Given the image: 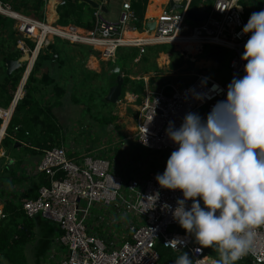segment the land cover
I'll return each instance as SVG.
<instances>
[{
    "label": "built area",
    "instance_id": "2783aa9c",
    "mask_svg": "<svg viewBox=\"0 0 264 264\" xmlns=\"http://www.w3.org/2000/svg\"><path fill=\"white\" fill-rule=\"evenodd\" d=\"M193 1L177 0L183 4V9L164 10L155 29L148 30L154 32L151 38L127 42L123 37L128 26L137 31V18L130 2L123 4L116 21L97 10L93 30L75 25H52L51 32H46L45 23L20 15L10 4L0 0V14L18 22L14 26L16 36L20 34L22 38L17 39V49L23 55L40 53L43 47L50 45L48 36L52 35L90 46L100 52L104 61L112 60L120 48L134 47L145 53L148 46L176 47V43L197 47L196 54L181 50L193 59L205 50L216 48L226 50L231 56L229 80L225 76L216 79L207 74L181 75L174 82L155 77L158 83H153L146 78V89L136 107V129L132 138L123 140L113 127L96 147L73 148V153L64 146L42 151L37 168L49 185L39 187L38 197L26 200L22 210L26 217L42 218L60 232L53 241L58 252L54 249L52 258L56 260L60 255L56 264H159V246L178 253L190 252V258L202 259L203 264H213L218 259L211 248L197 252L200 246L195 238L185 230L179 231L182 228L164 205H171L174 210L182 193L163 189L156 181L157 174L164 172L167 159L176 148L166 135L169 122L179 127L188 112H197L206 119L216 103L226 99L232 79L244 75L246 62L241 60V55L249 37L242 33L246 19L241 0H200L199 9L206 10L208 17L198 24L187 19ZM35 26L39 34L32 50L26 41L31 42L30 31ZM205 78L207 83L202 84ZM213 85H219L222 91H212ZM190 89L208 93L211 98L198 101L192 97ZM22 98L20 93L15 94L12 104L16 106ZM3 116L11 119V114L0 113V118ZM126 142L143 152L137 157L130 156L125 148L127 144L121 147V143ZM157 193L156 206L144 212L149 206L145 204L148 197ZM190 204L191 201L189 207ZM2 218L3 209H0V222ZM254 233L252 251L237 264H264V227L255 229Z\"/></svg>",
    "mask_w": 264,
    "mask_h": 264
},
{
    "label": "clouds",
    "instance_id": "9594fccd",
    "mask_svg": "<svg viewBox=\"0 0 264 264\" xmlns=\"http://www.w3.org/2000/svg\"><path fill=\"white\" fill-rule=\"evenodd\" d=\"M242 33L249 37L241 55L244 75L232 79L226 99L206 119L188 112L179 127L169 122L166 135L176 148L156 176L161 188L182 193L174 210L164 207L195 238L197 252L218 254L213 264H237L252 251L254 230L264 227V10L251 14ZM189 91L198 101L211 98ZM212 91L222 90L213 85ZM158 199V193L148 197L144 212ZM175 264L203 260L183 252Z\"/></svg>",
    "mask_w": 264,
    "mask_h": 264
},
{
    "label": "rangeland",
    "instance_id": "374dc122",
    "mask_svg": "<svg viewBox=\"0 0 264 264\" xmlns=\"http://www.w3.org/2000/svg\"><path fill=\"white\" fill-rule=\"evenodd\" d=\"M51 1L53 0H49L45 7L46 21L43 23L57 25L56 20H54V6L57 7L63 0H57L59 4L55 0V4L52 2L50 6ZM106 1L110 2L112 0ZM121 2L122 0L113 1L112 4L114 7H111L109 14H105L106 18L112 21L117 20L120 14L119 6ZM166 3L167 0H165ZM156 4L153 0H149L144 17L143 29H137L139 35H144L149 32L147 29L148 15L151 14L152 9L155 7V13L158 12L159 8L157 6L160 4ZM160 15L162 16V13ZM161 16L153 19L158 21ZM17 24L18 22H15L14 26L16 27ZM36 36L32 35L30 38H32L31 42H36L37 45ZM8 37L9 33L4 37V40L7 39L4 45L9 48L11 47V50L8 51H18L17 47L15 48L12 40H9ZM15 38L21 39L22 36L19 34ZM48 40H50L49 46L55 47L56 53H54L53 57L57 56V58L56 60L52 58L46 61L39 73H37V77L41 78L46 74L54 80L52 86L43 88L44 102L53 104L58 100L54 89L61 88L64 90V95L61 98L62 106L54 109L53 112L62 127L61 135L65 138V145H63L67 150H70V153H73V148L88 149L90 147H96L103 138L107 137L108 133H111L108 128H103L98 122L102 119L111 121L115 118L112 124L113 126L111 125L109 129L115 127L123 139L132 138L136 129V107L139 104L138 100L140 95L146 89V78L153 83H158V81H154L155 77H162L168 82H174L181 75L207 74L216 79H221L225 76L229 80L228 64L231 56L226 50L219 51L216 59L209 57L214 50H205L200 56L193 59L181 51L184 48L180 45L176 47L172 45H154L152 49L149 46L146 47L145 53H141V49L139 48H121L116 52L112 60L104 61L100 52L90 46L71 43L53 37L52 35L48 36ZM49 46L43 47L41 51H44L45 54ZM162 46L166 48L168 53L158 52L159 48L157 47ZM187 48L189 52H192V50L195 51V47L188 46ZM135 49L139 51L136 59L126 63L122 61L124 56L130 55ZM47 54H51V52H47ZM117 60L122 64V69L120 70L124 78V92L118 103L107 104L103 100L109 93V80L112 77V71L118 67L114 64ZM19 61L21 64L20 75L22 76V81L28 66L24 62V55L21 56ZM5 72H7V66L2 63V57L0 55V82ZM128 151L130 156L137 152L134 147L128 149ZM1 203L2 201H0ZM36 223L35 238L25 249L27 262L28 264H56L60 259V255L58 254L56 256V260L52 258V255L54 249L58 252L57 248L53 246L47 248L49 247L48 242L53 237L54 228L44 220L40 221L39 218L36 219ZM182 230L179 229V231ZM0 264H9L2 254H0Z\"/></svg>",
    "mask_w": 264,
    "mask_h": 264
},
{
    "label": "trees",
    "instance_id": "16d2710c",
    "mask_svg": "<svg viewBox=\"0 0 264 264\" xmlns=\"http://www.w3.org/2000/svg\"><path fill=\"white\" fill-rule=\"evenodd\" d=\"M4 3L10 4L12 9L22 14L28 18L39 22L46 21L45 7L49 0H1ZM99 3L102 0H94ZM156 5L160 4L159 0H153ZM149 0H131V7L133 9L134 15L137 18L136 28L138 30L143 29L144 17L148 7ZM241 4L245 9V19L248 22L251 12L261 11L264 5V0H241ZM191 7L201 8V1L194 0ZM93 10L88 4L82 2L81 0H65V3L59 4L56 8L57 25L61 27H67L69 25H75L78 28L84 30H93L95 27V17ZM90 16L88 21H85L86 16ZM151 14L148 15V18ZM15 21L7 18L0 14V55L2 57V63L6 65L8 60L19 61L23 55L19 50L14 52H9L11 47L5 46L4 37L9 33V40H12L15 48L17 47V32L14 31ZM27 45L33 50L35 48V43L26 41ZM2 45V46H1ZM159 46V45H157ZM152 49L153 46H149ZM134 48V47H131ZM159 48V53H168L164 46ZM121 49V48H120ZM130 55L124 56L122 61L130 62L137 58L139 54L138 50H133ZM51 52V54H47ZM47 52L41 51L38 59L35 62L34 68L28 78L25 85L26 95L21 100L15 109L14 115L8 125L6 131V137L3 141V145L8 149L14 147L16 141H22L29 149V152H35L41 150V155L44 149H49L53 147H60L65 144V138L62 137V127L58 123L53 110L62 106L61 98L64 95V90L61 88H55L54 92L58 100L53 104L49 102H44L43 88H48L53 85L54 80L49 76L44 74L41 78L37 77L43 64L51 60L55 52L54 46H49ZM115 66L122 69V64L119 60L115 61ZM21 69L19 68L10 76L4 73L3 79L0 82V108L8 109L10 108L14 96L18 90V86L21 82L22 76L20 75ZM124 92V89H123ZM113 118L111 121L107 119H102L98 121L103 128H108L113 124ZM3 124L2 119H0V128ZM19 128L18 131H15ZM122 137V136H121ZM124 140V139H123ZM124 144L126 149L136 148V154L134 157L140 153V148L136 145L130 146L129 143H121V147ZM32 148L35 150H32ZM143 152V151H142ZM49 185L48 180L44 175H40L39 184L36 187L23 191L20 194L13 193L9 194L11 198L7 199L3 208V218L0 222V254L4 255L9 264H28L25 249L29 243H31L36 235V219H30L26 217L22 210V205L26 200H33L38 197V189L41 186ZM40 221L44 220L39 218ZM55 227L50 222L44 220ZM56 230V227H55ZM53 232L52 240L48 242L47 248L53 246L54 239L60 235L57 230ZM160 253L159 264H175V260L182 255L166 249L163 246L158 247Z\"/></svg>",
    "mask_w": 264,
    "mask_h": 264
},
{
    "label": "crops",
    "instance_id": "0c3cea01",
    "mask_svg": "<svg viewBox=\"0 0 264 264\" xmlns=\"http://www.w3.org/2000/svg\"><path fill=\"white\" fill-rule=\"evenodd\" d=\"M113 1L114 0L107 2L106 0L105 1L102 0V2H101V4H103L106 7L107 14L110 13L111 7L112 8L114 7L112 4ZM159 1H160V5L157 6V8H159L158 12L155 13L156 7L154 9H152L151 17H149V20L147 22H151L153 20H156L157 19L156 17H158L160 15V13H163L164 10L169 9L168 2L165 4V0H159ZM52 2L54 3L55 0L51 1L50 6L52 5ZM56 2H57V0H56ZM126 2L131 3V0H122L121 4L119 6L120 12L122 10L123 4ZM56 8L57 7L54 6V14H55L54 20L57 21ZM153 18H156V19H153ZM89 19H90L89 15L85 17V21H88ZM117 20H118V18H117ZM30 34H32V33L30 32ZM144 35H147V34H144ZM194 49H195V51L192 50V53L196 54L199 52V49L197 47H195ZM26 56H28L29 58L25 59ZM38 56H39V53H30V54L24 55V60H25L24 62L27 63L28 68H27V71L25 73V77L21 81V84H19L18 90L16 92V94L20 93L23 96V98L26 95L25 85L28 81V78H29L33 68H34V65H35V62H36ZM23 98H22V100H23ZM16 106L11 104L10 108H8V109L0 108V113H2V115H3V113L11 114V119H12L14 112H15V109H16ZM0 119H2V121H3V124L0 128V201H2V203L0 204V205H2V206H0V209H3L7 199L11 198L9 196V194H13V193L20 194L21 192L30 190L39 184L41 174L38 172L37 167H38V164H39V161H40L42 155H41V152L39 150L35 151L33 148H32V150H34L35 152H29L28 151L29 148L22 141H16L14 147H12L10 149H8L7 147H4L3 141L6 137V131H7V128H8V125H9L11 119L8 120L5 118V116H3ZM109 128H110V126L108 127V130H109ZM40 150H42V149H40ZM73 156H75V155H73ZM53 228H54V230H53L54 234H56L55 227H53Z\"/></svg>",
    "mask_w": 264,
    "mask_h": 264
},
{
    "label": "water",
    "instance_id": "95a60500",
    "mask_svg": "<svg viewBox=\"0 0 264 264\" xmlns=\"http://www.w3.org/2000/svg\"><path fill=\"white\" fill-rule=\"evenodd\" d=\"M82 2H85L86 4H88L93 10H101L102 12H104L105 14H107V10L106 7L99 3L96 2L94 0H81ZM65 3V0L61 3L63 4ZM169 8L170 10H177V9H183V4H179L178 2H176V0H169ZM208 17V12L204 9H198L195 7H190V9L188 10L187 13V19L194 23V24H198L203 22L204 20H206ZM156 27V21L153 20L151 22H148L147 24V29L150 31H153ZM215 51V52H214ZM214 51L209 55L210 58L212 59H216L219 51H222L221 48H216L214 49ZM218 53V54H217ZM57 56L53 57V60H56ZM6 66H7V75H11L12 73H14L16 70H18L21 66L20 61H13V60H8L6 62ZM123 86H124V78L121 74V70L119 67H116L113 71H112V77L109 80V93L108 95L104 98V102L107 104H116L121 100V96L123 93ZM188 254L190 255V252H188Z\"/></svg>",
    "mask_w": 264,
    "mask_h": 264
},
{
    "label": "bare ground",
    "instance_id": "6f19581e",
    "mask_svg": "<svg viewBox=\"0 0 264 264\" xmlns=\"http://www.w3.org/2000/svg\"><path fill=\"white\" fill-rule=\"evenodd\" d=\"M167 2L169 3V0H167ZM159 16H161V15H159ZM51 27H52V25L46 24V26H44V29L46 30V32H49V31L51 32V30H50ZM38 29L39 28L37 26H35V28H32L30 32H32L33 35H37L38 36V34H39V30ZM153 34H154V32H148L147 35H139L137 31H134L132 29V26H128V28L126 29V31L124 33V37L123 38L127 42H130V41H133V40H137V39H138V41H144V40H146L148 38H151L153 36ZM125 37L126 38H131V39H126ZM177 45L182 46L186 50H188V48H187L188 46H192V45L182 44V43H176V46ZM192 47H194V46H192ZM28 58H29L28 56L25 57V59H28Z\"/></svg>",
    "mask_w": 264,
    "mask_h": 264
}]
</instances>
